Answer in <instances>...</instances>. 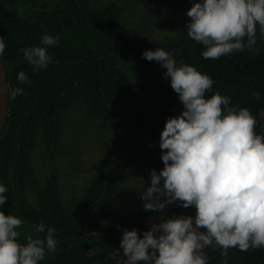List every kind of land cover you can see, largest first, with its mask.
I'll return each mask as SVG.
<instances>
[{
  "label": "trees",
  "instance_id": "16d2710c",
  "mask_svg": "<svg viewBox=\"0 0 264 264\" xmlns=\"http://www.w3.org/2000/svg\"><path fill=\"white\" fill-rule=\"evenodd\" d=\"M193 0H0L2 55L11 90L9 116L0 135V184L7 203L0 211L20 217V242L43 223L55 229L57 247L45 249L39 264H126L120 241L124 229L142 237L151 224L173 216H194V206L179 202L163 210H145L128 184L163 167L160 134L166 120L183 104L170 85L166 68L148 61L146 50L162 48L214 81V92L230 97V106L246 107L264 135V36L257 28L252 50L204 59V46L187 36ZM44 34L59 36L48 46L46 69L34 71L22 49L40 46ZM259 50L258 53L256 50ZM24 71L31 83H20ZM260 93L257 99L255 93ZM92 112L107 136L97 151L92 175L83 188L63 180L64 162L50 165L47 154H59L63 140L75 136L72 110ZM64 146V143H63ZM76 154V151L75 153ZM162 183V181H161ZM163 199V198H162ZM135 203V204H134ZM208 264H221V251L205 249ZM143 264V262H141ZM227 264H264V248L229 249Z\"/></svg>",
  "mask_w": 264,
  "mask_h": 264
},
{
  "label": "clouds",
  "instance_id": "9594fccd",
  "mask_svg": "<svg viewBox=\"0 0 264 264\" xmlns=\"http://www.w3.org/2000/svg\"><path fill=\"white\" fill-rule=\"evenodd\" d=\"M186 14L187 36L204 46V59L252 50L257 28L264 36V0H193ZM58 42L59 36L44 34L40 46L22 49L24 59L34 71L46 69L48 46ZM5 47L0 37V56ZM143 56L166 68L164 75L184 106L160 134L164 167L150 171L151 184L141 192L143 207L163 214L167 205L179 202L196 212L154 222L142 237L135 228L124 229L120 247L126 264H208L209 247L219 249L221 264H227L229 249L264 248V135L255 130V116L246 107L230 106L231 98L218 91L206 96L213 79L183 61L177 64L168 51L158 47ZM17 80L31 83L24 71ZM22 93L16 87L10 98ZM7 191L0 184V206L7 203ZM23 223L0 211V264H39L45 249L56 250L55 229L43 223L34 225L36 232L46 231L43 238L29 234L20 242Z\"/></svg>",
  "mask_w": 264,
  "mask_h": 264
},
{
  "label": "rangeland",
  "instance_id": "374dc122",
  "mask_svg": "<svg viewBox=\"0 0 264 264\" xmlns=\"http://www.w3.org/2000/svg\"><path fill=\"white\" fill-rule=\"evenodd\" d=\"M94 117L95 115L92 112L84 109L72 110L67 116L66 121L70 122L75 131L74 138L70 141H62V144H60L62 150H60L59 154H47L50 165L55 168H59L57 164V157L59 155L67 159L63 165L65 167L63 180L65 185L70 189L83 188L92 175L98 149L108 140L107 136H98L103 126L96 124ZM75 151L76 154H74ZM128 185L135 191L139 201L143 202L141 192L150 186L148 182L145 179L144 181H140V178H138L136 182Z\"/></svg>",
  "mask_w": 264,
  "mask_h": 264
},
{
  "label": "water",
  "instance_id": "95a60500",
  "mask_svg": "<svg viewBox=\"0 0 264 264\" xmlns=\"http://www.w3.org/2000/svg\"><path fill=\"white\" fill-rule=\"evenodd\" d=\"M10 84L6 78L3 57L0 56V135L9 116Z\"/></svg>",
  "mask_w": 264,
  "mask_h": 264
}]
</instances>
